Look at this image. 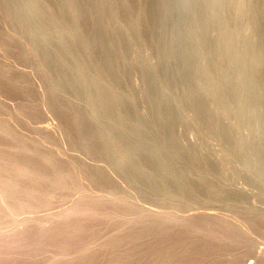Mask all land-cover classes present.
Wrapping results in <instances>:
<instances>
[{
  "label": "rangeland",
  "instance_id": "1",
  "mask_svg": "<svg viewBox=\"0 0 264 264\" xmlns=\"http://www.w3.org/2000/svg\"><path fill=\"white\" fill-rule=\"evenodd\" d=\"M0 79V143L68 184L38 191L47 205L35 216L104 194L84 178L104 171L108 189L143 198L152 219L177 218L179 203L197 225L237 228L250 246L225 258L264 264V0H0Z\"/></svg>",
  "mask_w": 264,
  "mask_h": 264
},
{
  "label": "bare ground",
  "instance_id": "2",
  "mask_svg": "<svg viewBox=\"0 0 264 264\" xmlns=\"http://www.w3.org/2000/svg\"><path fill=\"white\" fill-rule=\"evenodd\" d=\"M7 9H8V7H7ZM112 19H113V17H112ZM120 24H121V22H120ZM138 28H140V27H138ZM101 31H103V30H101ZM113 32H115V31H113ZM3 80H5V78ZM8 83H9V81H8ZM2 84L4 85V83H2ZM2 84H0V87L3 88ZM5 85H6V83H5ZM9 87H10V85H9ZM1 92H3V91L1 90ZM5 92L4 93L7 95L8 92H10V91L7 92L5 90ZM12 92H14V91L12 90ZM12 92H11V94H12ZM5 94H4V96L7 98L9 95L6 96ZM5 102H7V101H5ZM5 110H7V109H5ZM17 111H19V110H17ZM103 111H107V110L104 109ZM110 115H112V114H110ZM111 117H113V115ZM1 118H2V116H1ZM112 120L115 121V118ZM203 121L204 120H202L201 122H203ZM66 122H67V124H71L70 121H66ZM201 126H202V124H201ZM10 128L12 129V127H10ZM15 131H14V133H15ZM5 135H6V133H5ZM6 137H7V135H6ZM6 137H4V138L7 139L8 137L7 138ZM9 138H11V137H9ZM9 138H8V141L10 140ZM12 138H11V140H12ZM19 140H21V139H19ZM18 141L16 142L17 145H18ZM34 141L31 142V140H30V142L32 144L28 143L30 148L34 149V147L36 146L37 142L35 143ZM22 142H20V143H22ZM27 142H26V145H28ZM62 142H64V141H62ZM214 142H215V139H214ZM219 143H220V141H219ZM19 146L21 147V145H18V149L20 148ZM89 146H91V145H89ZM54 147H55V144H54ZM61 148H62V146H61ZM75 148H77V147H75ZM88 148H90V147H88ZM93 148H94V146H93ZM9 149L10 148H8L6 145H4L1 141V143H0V264H40V262H41V264H44L45 262H46L45 264H238V259L236 258L237 256L225 258L226 257L225 256L226 251L228 252V250H229V249L227 250V248L230 246H232V248H233V246L240 245V244L245 245L247 247L250 246V244H248L247 238H245L242 234H240L239 230H236L237 228L231 229V230H226V228H225L226 225L221 224L220 223L221 221H219V220H216V219L215 220H209L208 219L207 221H204L202 224L197 225V224L193 223V221L195 220V218L197 216L196 217L195 216L189 217L187 215L188 217L184 218L182 215H186V213H185L186 208L184 209V207L179 203L174 204V207H175V210L177 211V214L178 213L180 214V215L179 214L177 215L178 216L177 218L171 219L172 217H170L167 214L170 217V219L169 218H163V217L162 218L159 217L157 219L154 217L155 219H152L146 213L148 210L145 212L146 208L141 206L143 204L138 203V200H140V198H138V200H137V198L135 197L137 201H135L133 199L131 200L132 196H130L129 194H128L129 198L126 196L118 195L117 194L118 193L117 187H115L116 189L114 188L117 191H114L113 188L111 190V187L108 189V187H107L108 186V182H107L108 180H107V176H106L107 174L103 173L104 171L103 172L98 171L97 173H96V171H94L95 174L94 173L93 174L90 173L92 175H89V174L86 175L85 174V177H84L87 179V181L85 180L87 183V187L91 183H94L93 181H95V182L97 181L98 185H99V183H101L100 185L103 184V186L107 185L106 186L107 190L105 192L102 191V192H104V194H100L99 196L92 197L88 201L86 199L85 200L86 202L83 205H82V203H78L76 201L72 202V204L69 206V210L66 213V215H64L62 213L63 216L60 214V215H57L56 217H53V218L51 217L50 218L51 220L49 218L47 219L46 217L38 218L37 216H35V214L37 213V209L39 207H43V206L47 205V202H44V201H46L47 198L44 197L43 201L37 200V197L39 196L38 191H46L48 189H57V187L60 184L59 182H62V181H58L59 179L56 181H54L55 179L53 181L46 180V175H47V177H50V176H48V174L45 175L44 173L39 171V169H38L39 167L37 168L31 162H29V161L26 162L27 160L24 161V159H25L24 157L27 155L26 154L27 149H26V153H25L26 155L23 157L24 158L23 160L21 158L22 156L20 157L21 159H18L16 157V153H14V151L17 150V148H14L15 149L14 151H13V148H12V150L10 149L12 152V155L8 156V158L3 159L1 157V154H3L6 150L10 151ZM33 149L32 150L30 149L31 153L28 150L29 154H32ZM49 150H51V149H49ZM54 150H56V149H54ZM61 150L63 151V149H61ZM93 150L96 151L95 148L92 149V151ZM51 151H53V150H51ZM56 151H58V148ZM86 151H87V149H86ZM86 151H85V153H88L89 150L87 152ZM92 151H91V154H92ZM94 151H93V153L97 152L98 154L100 152L99 150L96 152H94ZM19 153L21 154V152H19ZM49 154H50V151H49ZM101 154L103 155L105 153L100 152V155ZM88 155H90V154H88ZM104 156H106V161H108L109 159H110L109 161H115V162L117 161V159L113 158L108 153H106ZM39 157L42 158L41 155ZM43 158H45V156ZM49 159H51V157ZM45 160L46 159H44V161ZM53 160H55V159H53ZM46 162H47V160H46ZM52 162H54V161H52ZM47 163L49 164V162H47ZM115 165L117 166V163H115ZM45 166H46V164H45ZM65 166L66 165H64L60 161L56 164V167L58 168L57 170H59V169L63 170V168ZM123 166L121 165V168ZM189 166H191V165H189ZM52 167H54V166H52ZM118 168H119V166H118ZM121 168H119V169H121ZM7 169H9L10 171H13L14 174H12V173H11L12 175L6 174ZM122 170L125 171L126 168H123ZM65 171L69 174V176H71L72 174H76V175L81 174L82 175L83 169L81 168V170H80V168L76 164H73V166H66ZM123 174L121 176L122 179L125 176ZM54 175H53V177H54ZM55 176H57V175H55ZM129 176L130 175H128V177ZM28 177H31L32 181L28 185L30 187L29 191L25 190L26 191V193H25L24 188H25V185H27L25 183V180L28 179ZM58 177H59V175H58ZM125 177L127 179V176H125ZM54 178H56V177H54ZM71 178H73V175ZM129 179L131 180V176L128 178V180ZM109 180H110V178H109ZM132 180H134V179L132 178ZM75 181H77V180H75ZM78 181H79V179H78ZM63 183L64 182H62V185H63ZM128 183L129 182H127V184ZM134 183L137 185L136 181L133 182V184ZM135 184H134V186H132V188L134 187L133 189H137V186L135 187ZM180 184H181V182H180ZM66 185H68V184H66ZM66 185L65 186L63 185V186L67 188ZM94 186H96V185H94ZM128 186H129V184H128ZM183 188H185V187H183ZM68 189L69 188H67V190ZM72 189H71V191H72ZM83 191H85V190H83ZM93 191L94 190L90 191V193L93 194ZM139 191H140V189H138V191H136V192L134 191V193L137 194V192H139ZM192 191H190V192H192ZM115 192H117V193H115ZM120 192H123V191H119V193ZM94 193L97 194L96 192H94ZM123 193H125V192H123ZM87 194H89V193H87ZM125 194L127 195V192ZM82 196L85 197L86 195H82ZM82 196H80V197H82ZM76 197H77V195H76ZM88 197H90V196H88ZM141 200H140V202H141ZM83 201L84 200H82V202ZM148 203H149V201H148ZM151 203L154 204L153 202H151ZM242 205H244V204H242ZM238 206H240V205H238ZM159 209H161V208L159 207ZM230 212H231V210H230ZM234 212H236V211H234ZM241 213H243V212H241ZM133 214L135 217L132 216ZM135 214H138V216ZM146 214L149 216V218H147L148 216ZM173 214H175V213H173ZM259 215H261V214H259ZM143 216H147V217H143ZM160 216H161V214H160ZM165 216H166V214H165ZM233 216H235V215H233ZM133 224L137 225V228H134L135 230H133V227L131 228V225H133ZM22 226H23V228L21 229ZM231 228H233V227H231ZM254 229H256V228H254ZM105 230H106L107 239L103 242H97L96 243V240L105 234ZM185 231H186V233H184ZM259 231H261V230H259ZM263 231H264V227H263ZM212 239L218 241L217 243H219V245H217L216 243H215V245L212 244V243H214L212 241ZM100 241H102V239ZM210 241H212V243H210ZM253 244H255V243H253ZM256 248H257V246H256ZM258 249H260V248L258 247ZM262 249H264V248H262ZM232 251H234V250L232 249ZM259 251H261V249ZM236 253H237V251H236ZM241 253L243 254L244 252H241ZM241 253H240V255H242ZM245 254H247V253H245ZM238 257H242V256L238 255ZM241 259H243V258H241ZM44 260H45V262H43ZM259 264H260V262H259Z\"/></svg>",
  "mask_w": 264,
  "mask_h": 264
}]
</instances>
